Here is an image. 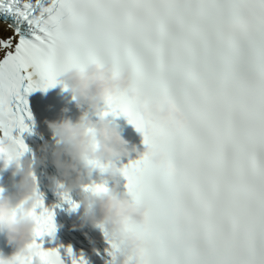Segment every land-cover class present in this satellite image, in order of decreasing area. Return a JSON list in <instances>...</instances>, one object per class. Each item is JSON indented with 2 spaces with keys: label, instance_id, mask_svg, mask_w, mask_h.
<instances>
[{
  "label": "snow or ice",
  "instance_id": "obj_1",
  "mask_svg": "<svg viewBox=\"0 0 264 264\" xmlns=\"http://www.w3.org/2000/svg\"><path fill=\"white\" fill-rule=\"evenodd\" d=\"M57 3L43 20L30 19L28 5L7 7L32 26L31 38L14 28V46L13 37L0 40V128L16 154L29 152L22 138L32 131L28 94L92 60L114 70L130 66L139 92L171 99L187 119L180 129L146 131L123 93L101 112L125 117L145 145L163 150L175 166L167 173L140 157L119 168L126 193L149 206L150 230L131 226L152 244L143 264H264V0ZM85 163L103 171L97 161ZM80 187L106 190L104 183ZM56 194L70 210L79 207L62 183ZM37 196L34 242L45 264H64L55 248L42 246L44 236L54 235V213L38 187ZM95 226L108 245L106 264H114L119 243Z\"/></svg>",
  "mask_w": 264,
  "mask_h": 264
},
{
  "label": "clouds",
  "instance_id": "obj_2",
  "mask_svg": "<svg viewBox=\"0 0 264 264\" xmlns=\"http://www.w3.org/2000/svg\"><path fill=\"white\" fill-rule=\"evenodd\" d=\"M60 76L80 113L78 118L73 121L62 115L57 120L44 121L55 143L39 145L34 159L28 155L18 156L11 143H0V160L4 168H11L12 175L17 177L11 192L0 189V232L13 249L8 256L0 254V264H45L41 245L34 242L33 208L38 200V181L33 174L37 167L46 166L49 158L68 192L85 185L86 176L91 174L93 169L85 160L103 165V171L97 169L106 177V190L79 193L83 212L79 223L71 227L75 230L86 224H102L120 246L114 264H143L145 251L150 250L152 244L142 232L132 230L131 226L150 230L149 206L145 201L133 200L126 192L120 191V172L114 159L135 153L138 158H145L167 173H174L175 166L158 147L143 143L141 151L136 145L130 146L117 126L101 115L102 106L114 100L118 93L125 94L149 132L153 126L180 129L187 124V119L171 99L159 94L150 98L139 92L132 82L130 66L114 70L109 62L101 64L92 60L83 67H68ZM66 111L62 109V112Z\"/></svg>",
  "mask_w": 264,
  "mask_h": 264
},
{
  "label": "bare ground",
  "instance_id": "obj_3",
  "mask_svg": "<svg viewBox=\"0 0 264 264\" xmlns=\"http://www.w3.org/2000/svg\"><path fill=\"white\" fill-rule=\"evenodd\" d=\"M0 29H2V26H0Z\"/></svg>",
  "mask_w": 264,
  "mask_h": 264
}]
</instances>
